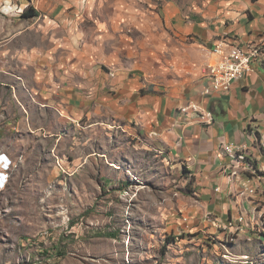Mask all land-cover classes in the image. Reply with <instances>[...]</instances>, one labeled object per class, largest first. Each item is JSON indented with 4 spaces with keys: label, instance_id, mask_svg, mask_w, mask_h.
<instances>
[{
    "label": "crops",
    "instance_id": "obj_1",
    "mask_svg": "<svg viewBox=\"0 0 264 264\" xmlns=\"http://www.w3.org/2000/svg\"><path fill=\"white\" fill-rule=\"evenodd\" d=\"M29 7L37 18H22ZM220 41L263 55L227 92L205 94ZM105 45H155L164 58L125 69ZM189 104L212 123L180 113ZM93 116L154 135L192 177L201 216H243L253 229L264 214V0H0V155L15 166L0 206L51 207L44 190L63 175L55 162L77 159V123ZM227 146L252 160L238 179ZM243 179L256 195L241 194Z\"/></svg>",
    "mask_w": 264,
    "mask_h": 264
},
{
    "label": "rangeland",
    "instance_id": "obj_2",
    "mask_svg": "<svg viewBox=\"0 0 264 264\" xmlns=\"http://www.w3.org/2000/svg\"><path fill=\"white\" fill-rule=\"evenodd\" d=\"M105 47L125 69L164 58L155 45ZM75 139L72 173L57 160L63 175L44 190L51 207L0 206V264H264V214L253 229L201 216L192 177L154 135L93 116Z\"/></svg>",
    "mask_w": 264,
    "mask_h": 264
},
{
    "label": "built area",
    "instance_id": "obj_3",
    "mask_svg": "<svg viewBox=\"0 0 264 264\" xmlns=\"http://www.w3.org/2000/svg\"><path fill=\"white\" fill-rule=\"evenodd\" d=\"M263 55L260 49H252L250 52L244 51L239 45H234L228 42L220 41L217 43L210 52V56L213 57V61L205 66L204 74L209 78L211 88L205 91L208 94L210 90L215 92H227L231 89V85L235 81L241 80L245 73L251 71V63L254 59ZM192 112L193 115L204 124H210L213 121V115L211 112L203 111L199 106L195 104H189L180 109V113L185 114ZM260 147L264 150V134L259 139ZM225 152L235 162L232 167L233 172L231 178L238 179L242 173L246 174L250 171L248 164H251L249 157L245 155V147H225ZM15 166L12 161L5 155H0V192L7 189L11 172ZM231 182V179H230ZM258 188L250 186L249 180H241V194L256 195ZM264 194V191L263 193ZM253 218V217H252ZM248 226V222L243 216H240L235 224H242ZM233 224H230V227Z\"/></svg>",
    "mask_w": 264,
    "mask_h": 264
},
{
    "label": "trees",
    "instance_id": "obj_4",
    "mask_svg": "<svg viewBox=\"0 0 264 264\" xmlns=\"http://www.w3.org/2000/svg\"><path fill=\"white\" fill-rule=\"evenodd\" d=\"M37 17H38V13L32 7H29L28 10H26L22 14V18L24 19H35Z\"/></svg>",
    "mask_w": 264,
    "mask_h": 264
}]
</instances>
